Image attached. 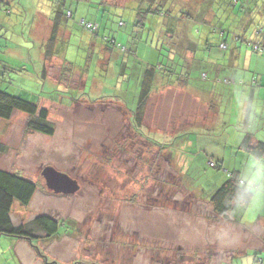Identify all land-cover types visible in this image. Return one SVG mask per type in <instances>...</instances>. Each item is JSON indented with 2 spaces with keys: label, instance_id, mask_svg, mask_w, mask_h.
I'll use <instances>...</instances> for the list:
<instances>
[{
  "label": "rangeland",
  "instance_id": "374dc122",
  "mask_svg": "<svg viewBox=\"0 0 264 264\" xmlns=\"http://www.w3.org/2000/svg\"><path fill=\"white\" fill-rule=\"evenodd\" d=\"M141 1L103 0L100 5L96 0H64L76 17L64 18L54 49L56 55L51 60L44 56L50 38L44 15L53 0H0V33L4 28L8 34L0 38V90L47 109L55 127V134L48 137L28 133L26 115L21 112H16L10 121L0 118V140L9 147L8 153L0 156V167L14 168L40 185L29 207L15 205L12 219L16 226L27 224L41 214L59 220V231L52 238L33 244L0 240V264H264V192L255 196L245 214L239 216L241 225L238 226L241 227L217 220L211 204L203 198L226 178L225 168L234 171L240 167L238 173L250 182L254 195L259 188L253 186L259 183L253 182V177L259 174L264 178V158H253L248 166L240 163L247 157L240 150L242 139L238 137V134L243 137L247 131L240 132L245 109L242 91L235 92L233 97L227 88H222L223 94H213L218 101L220 121L210 112L203 130H189L195 137L182 135L186 139L184 149L191 147L190 141H194L203 154L206 152L202 160L196 147V151L189 149L190 154H183L180 140H174L170 146L171 159L168 151L155 148L147 139L139 137L128 123L127 113L122 108L135 109L137 94L133 90L144 64H164L167 58L162 32L169 22L164 19L167 18L164 7L174 6L176 14L170 16L180 17V9H184L181 4L190 0L159 1L166 4L163 13L157 16L148 12L152 7L149 2ZM240 2L233 10V2L224 6L219 0H208L207 4L222 7L220 10L214 7L208 17L201 16V9L195 11L196 33L191 32L189 38L195 44L198 58L188 69V87L193 88L187 89L193 105L209 96L198 89L203 80L200 74L206 72L200 73V66L209 60L203 55L205 41L212 46L214 59L225 57L220 53L223 50L218 40L223 38L229 49H233L235 41L241 47L235 68L239 62L242 66L245 64L244 50L254 53L252 45L262 40L264 0ZM99 7L103 8L100 19L105 14L104 9L111 11L106 29L103 31L100 25L97 34L81 28L78 20L90 21ZM136 21L143 26H134ZM160 35L163 37L157 39ZM113 39L127 49L135 47L138 60L129 52L120 54ZM94 42L96 47L93 48ZM170 44L166 42V46ZM175 45L178 49L189 46L186 42ZM61 58H66L68 64ZM45 63L46 75L43 73ZM124 66L132 73L129 88V82L119 74ZM176 71L172 82L186 79L187 66L183 58ZM167 72L169 70L165 69L164 73ZM247 77L252 78L249 73ZM164 91L165 88L161 94L150 96L157 111L147 114L149 123L159 134L165 132L162 127L166 118L165 102L172 103L169 113H176L179 121L180 117L188 116L187 112L182 113L183 106L174 111L182 93L176 92L177 98L169 100ZM105 94L113 95V99L102 98L108 96ZM263 109L264 101L258 108L253 106L252 111L255 115ZM158 118L164 119V123L157 125ZM144 121L147 123L145 118ZM209 125L217 129L211 132ZM248 130L264 140V122L253 128L250 123ZM155 140L160 142V139ZM206 156L214 163L224 161L225 168L219 172L206 166ZM49 166L76 178L79 191L66 196L48 189L42 171ZM212 176L215 178L211 179ZM36 244L40 254L31 247Z\"/></svg>",
  "mask_w": 264,
  "mask_h": 264
},
{
  "label": "trees",
  "instance_id": "16d2710c",
  "mask_svg": "<svg viewBox=\"0 0 264 264\" xmlns=\"http://www.w3.org/2000/svg\"><path fill=\"white\" fill-rule=\"evenodd\" d=\"M54 1H55V4L57 5L54 11L57 14V17H59L61 21L64 22V18L67 20H71L75 18L74 12L71 10V7H67L65 2L63 3L64 0H54ZM73 1L76 2L79 0H73ZM144 1L149 2L152 6L148 8V12H150V14L156 13V16H157V14L163 13L162 8L166 4L165 1L162 3H160L159 1H163V0H144ZM229 1L233 2L232 3L233 10L235 7H238L241 3L240 0H229ZM61 5L62 6L65 5V7L62 8ZM181 5L182 7H184V9H180L179 16L182 18L187 17V14H190V12H188L187 8L185 9L184 4H181ZM154 6H156L157 8H154ZM216 7H217V10H220L222 8L219 6H216ZM102 9L103 8L101 7L99 10V13H100L99 16L102 15L101 13ZM138 9H139V6L136 8V11ZM61 10H63V12H61ZM176 10L177 9H171L168 6H165L164 11L167 12L165 15L167 18H164V16L162 17L167 20H169L170 18L174 20L181 19L180 17H174V18L171 17L172 15L176 14L175 12ZM104 11H105V14L102 16V18L100 19L99 17L100 22L103 23L102 28L100 24L93 22L92 19L88 21L84 18H81L78 20V25L84 30H87L91 33L98 34L100 32V28L104 31V29H106L109 23L108 21V19L110 18L109 13L111 12L110 10H106V9H104ZM81 20H84L85 24L87 25L91 24L92 25L91 29H93L94 27H96V29L90 30V28H86L84 25H81L80 23ZM193 21L196 22V20H193ZM60 23L55 22V25L53 26V31L51 32V35H50L51 37L48 39V42L46 44L47 46H46V51L44 54L46 59L53 58L56 55L54 53V49L57 43L58 30H59ZM120 24L122 25L123 23L120 21ZM139 24H141L140 26H143V23L138 22V21H136L133 25L139 26ZM177 26L179 28L178 24ZM166 29H169V27H167ZM262 31H263V37H262L261 42L259 44L252 45L253 47L252 50L255 54L259 55L264 60V27L262 28ZM6 32L7 31L4 28H1L0 38L2 37L6 38V36L8 35L6 34ZM188 35L185 34V36L183 37L185 42L189 46L195 45L193 41L189 38L191 37L190 33ZM173 40H174V37H173ZM219 41L220 40H218V43ZM163 42L165 43L163 51L167 54V58H164V64L157 63V64L149 66V68L145 70V72L142 75L140 89L133 90L137 94L136 99H134V103H135L134 107L136 106L135 109L132 110V108L129 106H127V109L124 107L122 109L125 111V113H127L128 119L130 121L129 124L131 128L134 130V132L139 135V137L147 139V141L153 144L155 148H160V147L161 149L168 148V151L171 154V159H173L172 150H171L172 148H170V146L172 145V142L174 140H180L179 143H181L180 149H182V153L185 152L186 154L187 153L190 154L192 152L190 150L192 149L195 150V147L186 146L188 149L187 148L184 149V147H182L186 142L185 141L186 139H184V137L182 136L183 134L178 135L179 134L178 133L174 136L166 137L165 135H160L159 133L150 131L144 123V116L147 110L149 109L150 96L155 89L160 90L161 87L165 86V84L166 86H168V84L169 85L178 84V86L180 87H186L188 85L189 83L188 75H190V72L188 74L186 73L187 71H185L186 79L182 80L181 82H179L178 80L172 82L171 77L176 75L177 73L176 67H178V63H180V60L182 58L185 60V65H188L186 54L188 51H190V49L188 50L185 47L182 49H178V48L175 49L172 46L175 43H173L172 45L170 44L169 46L168 45L166 46L165 39ZM113 45L117 49L121 50L123 53H127V52L131 53L130 55L131 56L133 55L134 56L133 58L136 59V48L135 47H132L131 49H127V47L119 44L115 39H113ZM222 45H225L226 48L223 49L221 47ZM227 45L228 44L226 42H222L220 49L228 50L229 46ZM210 47L211 46L209 45V43L205 44L206 51ZM178 57L180 58V60L177 59ZM208 57H209V60H211L210 55ZM64 60L67 61L66 58ZM195 60L196 59H194V61ZM194 61L190 63V67L192 63L194 64ZM203 63L200 66L201 68L200 73H203L204 72L203 70H205L206 72H204L203 74H200L201 75L200 77L203 80H200L198 88L201 91L205 92L206 94H212V95L213 94L216 95L219 92H222L223 94L222 88L232 87L235 84V82L230 77V75L220 76L216 73L217 71L216 69H220L219 67H220L221 62H210V63L203 62ZM206 66H208V68ZM165 69H168L169 72L164 73ZM119 74L121 75V77L126 83L129 82L128 84V88H129L130 84H132L131 82L132 80L130 79L131 78L130 69L127 66H124L123 68L120 69ZM252 82H253L252 87H257L259 85L258 79L256 78L253 79ZM180 84H183V85H180ZM243 84L244 83L239 82L237 85L239 87L240 86L242 87ZM228 92L230 95H232L231 92L234 94L235 91L230 92L228 89ZM114 93L116 92L114 91ZM106 98L113 99V95L110 94ZM262 102L263 101L258 102V100L256 99L253 101H250L249 103L247 102L244 112H243L242 128L240 130L241 133L243 129H245V131L247 130L244 133L243 138L241 140L240 150L249 154L253 158L261 159V160H263L264 158V140L261 141L253 133L248 132L249 131L248 126H250V123H251L252 128L254 126L259 127L260 124L264 122V109L262 113L255 114V115H254L255 111H252L253 106L258 108L260 107ZM16 112H21L26 115V121H27L26 131L28 133H32V134L38 133V134L48 136V137H52L55 134V127L52 124V122L49 120V111L47 109L40 108L38 105L32 102H28L27 100L21 98L20 96L11 95L5 91L0 90V118L10 121ZM252 116L256 117V120H253ZM184 134H190V133H185L184 131ZM191 135L193 136V133H191ZM155 139H160L159 140L160 142H158ZM8 151H9V147L6 146L0 140V156L6 155ZM196 153L198 155V152ZM205 153L203 154L202 152L201 154H199L198 155L199 159L202 160L203 159L202 154L205 156ZM206 157L207 159H204V161L205 160L208 161V162L206 161L207 162L206 166L209 165V167L215 168L219 172L224 167L222 162L214 163L212 160H210L208 156ZM8 169H11V168H8ZM8 169L2 166L0 167V240L10 239L13 241L17 240V241H23L29 244H33L34 241L39 242V240L41 239H49L57 235L59 231V220L55 219L51 215L41 214L40 216H37L36 218H34L31 222L27 224H20L18 226L14 224L13 219H12V214L15 209V205L20 204L22 207H29L34 197L36 196V192L40 189V185L39 183L34 182L33 180L20 174L19 173L20 171L14 170V168H12L11 170H8ZM225 171H227L226 178L219 184V187L212 194V197L210 199V204L212 205V208H213L215 217H217V220L219 219L224 223L238 224L239 216L241 215V213L242 215L245 214L244 211H246V209L249 208L253 198L256 195L253 194L249 186L250 182L243 180V178L240 175V172L238 173V171L235 172V171L226 170V169ZM253 187L257 189L259 188L261 192L262 191L264 192V184L262 185L254 184ZM258 192L260 191L257 190L255 194H258ZM31 247L40 254L41 251L38 245L36 247L35 246H31Z\"/></svg>",
  "mask_w": 264,
  "mask_h": 264
},
{
  "label": "crops",
  "instance_id": "0c3cea01",
  "mask_svg": "<svg viewBox=\"0 0 264 264\" xmlns=\"http://www.w3.org/2000/svg\"><path fill=\"white\" fill-rule=\"evenodd\" d=\"M96 1H100V5L103 2V0H96ZM134 1H135V3H137V2H139L141 0H134ZM207 1L208 0H190L186 4L183 3L185 5V9L187 8L188 12H190V14H187L188 18L187 17L186 18L185 17H183V18L181 17V19H178V20H174V19H171V18L169 20L165 19V21L169 22V24H168L169 29H166L165 31L162 32V34L164 35L165 41L168 42V43H171V44H173V43L177 44V42H184L185 43V40L183 38L185 36V34H189L191 32L196 33L194 31V28H193V26L195 25V22L193 20H194V17L196 16V13H197L195 11H198L199 9H201L202 12H203L201 16L208 17L210 15L211 11L213 12L214 7L219 6L217 4L215 6L212 5V4H207ZM219 1L224 6H230V4H231V2L229 0H219ZM208 6H210L212 8L210 10L205 9V7H208ZM56 7H57V5L55 4V1L53 0L52 4L50 5V10H48L47 14L44 15L45 22H48V25H49V35H51V32L53 31V26L55 25V22H59V23L61 22L59 24L58 35H59V33H60L61 29H62V26H63V21H61L60 18L57 17V14L54 11L56 9ZM100 8L101 7H99V9L97 10L98 12L96 14H92L91 17H92V21L93 22L102 25L103 23L98 22V20L100 21V19H98L100 17L99 16L100 15V13H99ZM171 9H175V7L172 6ZM263 13H264V7H263ZM212 16H213V13H212ZM133 18H134V16H133ZM177 24L180 25L181 29H178ZM263 24H264V18H263ZM185 25L187 26L186 30L183 29ZM175 26H177V28ZM207 29H209V28L207 27ZM180 34H181V36L179 37ZM166 36H168V37H166ZM222 36H224V32H222ZM162 37L163 36L160 35V36L157 37V39H161ZM173 37H174V40H173ZM44 39L47 40L46 37ZM214 39L215 38L213 37L212 41H214ZM208 40H210L209 37H208ZM42 42H45V41L43 40ZM205 42H206V44L208 43L207 41H205ZM222 42H226V41L223 40V38H222L219 41V43H218L219 48H220ZM246 42L252 43L250 41H246ZM233 43H234L233 49L220 51V53L225 55V57H221L220 59H216V58L214 59L213 58L214 56H212V52H211L212 46L209 49H207V51H206L204 49V47H205V44H204L203 51H205V52L203 53V55L204 56H209L210 55V57H211V60H208V61L205 60V61L208 62V63H210V62H221L224 65V66L220 65V67L218 65V67L220 69H216L217 70L216 73L218 75H220V76H224V75L228 76V75H230V77L233 79L235 84L232 87H227V88L229 89L230 92L231 91H235L236 93L237 92L240 93L242 91V93H243L242 99L245 101V104H244L245 106H246L247 102L249 103L250 101H253L255 99L256 100L258 99V101H264V60L259 55L255 54V53H251L249 49H245L244 50L245 51V55H246L245 64H243V66H242L240 64V62H239V65H237V67L234 68V63H236V58L240 56L241 47L238 44H236L235 41H233ZM175 44L172 45V46H173V48L177 49V46ZM92 46H93V48L96 47L95 42L92 43ZM133 46H135L134 43H133ZM185 48H187L188 50L190 49V51H188L187 54H186L187 55L186 57H187V60H188V65H186L187 66V72L186 73L189 74L188 69L190 68V63L192 61H194V59L198 58V52H196L195 45H193V46L190 45V46L185 47ZM116 50L118 52H120V54H123V52L121 50H119V49H116ZM220 50H222V49H220ZM44 54H45V51H44ZM120 54H118V56H121L122 60L124 61L125 59H123L122 55H120ZM107 57H110V54L107 53ZM203 58H205V57H203ZM50 59L53 60L54 57L50 58ZM60 60H62L64 62V64H67L66 60H63L62 58ZM135 60H138L137 57H136ZM226 60L229 61V62H227ZM247 62H248V65L246 64ZM154 64H149V65L144 64L145 67L140 71L139 80H137V82L135 84V87H134L135 90H139L140 89L142 75L145 72V70L147 68H149V66L154 65ZM47 68H48V66H46V63H45L44 71H43L44 75L47 74ZM226 68H228V70H226ZM247 73L251 74V76H252L251 79H248ZM130 74H131V77H132L131 71H130ZM255 78L258 79L259 85L257 87H252V85H253L252 80L255 79ZM238 82L244 83L243 86L239 87L237 85ZM188 86H189V84L185 88H183V87L178 86V84L177 85L176 84H174V85H169L168 84V86H166V84H165V86L161 87L160 90H156L155 89L152 92L151 96L154 93H157V92H159V94H161L162 93L161 90L163 88H165V91H167V95L164 94L165 91L163 92V94H164V96H167V98H169V100L171 99V97L177 98L176 92L178 94H180V92H181L183 99L182 98L179 99L178 104L176 103V109L174 111L176 112L180 107L183 106L184 110L182 111V113L183 112H187V115H188L184 119H183V117H180V121H179L177 119V117H175L176 113L174 115H171L169 113V109H170V111L172 110V108H171V104L172 103L165 102V107H164V109H165L164 112H165V116H166L165 123H164V119L160 120V118H158L159 123L157 124V125H160L162 123L165 124V126L162 124V127H165V132L161 133L160 135H165L166 137H171V136H174V135H176L178 133H179L178 135L184 134V131H185V133H190V135H191V132H189V130H194V129H202L203 130L205 123L206 124L208 123L207 115L210 112H214L216 118H219V121H220V109L217 108L218 101H215L214 95L209 94V96L206 99H204L203 101H198V102L196 101V105H193V103H192L193 100L191 99L192 95L189 94V92H188V90H191L193 87L189 88ZM241 88H245V89L241 90ZM235 92H234V94H235ZM168 93H171V94H168ZM231 94H232L231 97H233L234 94L232 92H231ZM105 95H108V94H105ZM102 97L106 98L108 96H102ZM156 99H154V100H156ZM150 101H149V109L147 110V112H146V114L144 116V118L147 120V123L145 121H144V123H145V125L147 124V125L150 126V127L146 126L150 131H154V132L158 133L156 128L154 127V125L149 123V121L147 119V114L153 115L157 111L156 108L153 107L154 103H151ZM98 102H100V101H98ZM212 107H214V110L212 109ZM127 117H128V115H127ZM128 123H130V121H128ZM216 129L217 128H215L214 125H209V130L211 132H213ZM222 129H224V131H225L226 126L224 128H222ZM198 135L199 134H197L196 136L198 137ZM193 136H194V134H193ZM238 137H240V139L243 138V137H241L240 134H238ZM190 143H191V145H190L191 147H196L197 148L198 155L202 153V150L200 149V147L198 145L195 144L194 141H190ZM185 144H186V142H185ZM164 149H165V151H168V148H164ZM251 159H253V157H251L249 154H247V157L245 156V159L242 160L240 163H241V165L246 164L248 166L249 163L251 162ZM259 160H261V159H259ZM221 162H222V164L225 165L224 161H221ZM184 163L187 164L185 162V159H184ZM225 169L229 170L231 168H225ZM237 169H240V167L236 168L235 170L233 169V170L234 171H239ZM240 175H241V173H240ZM241 177L244 178V176H242V175H241ZM214 178L215 177H211V179H214ZM258 183L259 184H257V183L256 184L257 185L264 184V178H262L260 181H258ZM218 187L219 186L217 184V186L213 190V192H211L208 196L204 195L203 198L206 199L207 201H209V203H210V199L212 197V194L216 191V189ZM258 191H260V190H258ZM260 193H261V191L258 192V194H260ZM258 194H255V195L257 196ZM254 200H255V197L253 198L252 202H254ZM262 207L264 208V202H263ZM228 225L231 226L230 223H228ZM234 225L238 226V225H241V224L239 223V224H234ZM238 227H241V226H238ZM13 242H16V241H13ZM21 246L25 248V245L21 244Z\"/></svg>",
  "mask_w": 264,
  "mask_h": 264
},
{
  "label": "water",
  "instance_id": "95a60500",
  "mask_svg": "<svg viewBox=\"0 0 264 264\" xmlns=\"http://www.w3.org/2000/svg\"><path fill=\"white\" fill-rule=\"evenodd\" d=\"M42 177L46 181L48 189L55 194L74 195L80 189L77 181L71 179L68 175L58 172L55 168L49 166L42 171Z\"/></svg>",
  "mask_w": 264,
  "mask_h": 264
},
{
  "label": "built area",
  "instance_id": "2783aa9c",
  "mask_svg": "<svg viewBox=\"0 0 264 264\" xmlns=\"http://www.w3.org/2000/svg\"><path fill=\"white\" fill-rule=\"evenodd\" d=\"M80 23H81V25H84L86 28H90V30H95L96 29V27H94L93 29H91L92 28V25L91 24H85V21L84 20H81L80 21ZM223 49H225L226 47H225V45H222L221 46Z\"/></svg>",
  "mask_w": 264,
  "mask_h": 264
},
{
  "label": "clouds",
  "instance_id": "9594fccd",
  "mask_svg": "<svg viewBox=\"0 0 264 264\" xmlns=\"http://www.w3.org/2000/svg\"><path fill=\"white\" fill-rule=\"evenodd\" d=\"M262 179L261 175L257 174L253 177V182L260 181Z\"/></svg>",
  "mask_w": 264,
  "mask_h": 264
},
{
  "label": "flooded vegetation",
  "instance_id": "af4514ba",
  "mask_svg": "<svg viewBox=\"0 0 264 264\" xmlns=\"http://www.w3.org/2000/svg\"><path fill=\"white\" fill-rule=\"evenodd\" d=\"M69 177H70V176H69ZM70 178H71V177H70ZM71 179L77 181V183L79 184V181H78L76 178H71Z\"/></svg>",
  "mask_w": 264,
  "mask_h": 264
}]
</instances>
